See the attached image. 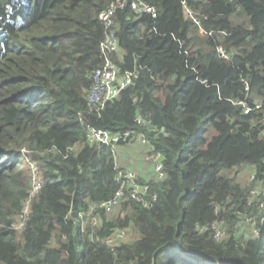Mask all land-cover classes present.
<instances>
[{
    "label": "trees",
    "instance_id": "obj_1",
    "mask_svg": "<svg viewBox=\"0 0 264 264\" xmlns=\"http://www.w3.org/2000/svg\"><path fill=\"white\" fill-rule=\"evenodd\" d=\"M122 1L0 0V264H264V0H140L156 18L128 0L112 60L136 77L92 113L101 15ZM90 128L161 154L148 207L125 191L107 217L121 170ZM31 164L43 186L17 231ZM123 231L138 239L109 243Z\"/></svg>",
    "mask_w": 264,
    "mask_h": 264
},
{
    "label": "built area",
    "instance_id": "obj_2",
    "mask_svg": "<svg viewBox=\"0 0 264 264\" xmlns=\"http://www.w3.org/2000/svg\"><path fill=\"white\" fill-rule=\"evenodd\" d=\"M128 0H123L122 2L113 5L107 12L101 15V21L105 27V38L101 43V49L105 56L104 65L98 69L94 73L93 78V87L88 95V102L90 105V111L92 113H100L105 106L116 99L123 90L131 87L133 85V80L136 77L134 73H125L123 74L121 69L117 66V64L112 60V57L115 56L118 51V40L116 37L115 29L117 28V23L115 22L113 16L117 12V10L122 9ZM132 9L138 15L141 14H150L153 18L157 17V11L153 7H150L146 4L141 3L140 0H133ZM189 19H193L196 21L195 14L191 13L187 10L186 13ZM200 37L205 38L207 33L204 29L200 28L198 31ZM221 54L225 56V53L220 50ZM244 107L245 114H250L253 109H260L261 105L256 103L254 107L248 106L246 103H241ZM138 123H142L145 125L142 119H138ZM88 141L91 144H99L107 147H111L113 149L124 145H132L135 141L143 146L146 144V139L144 136L139 137L135 140L131 133L126 134H110L105 131L97 130L94 128L89 129L88 133ZM149 160L153 164L155 177L162 180L165 178V171L163 165V159L161 154L154 152L153 150L149 151ZM32 173V182H33V192L31 194L30 200L27 201L23 214L17 219L16 224L14 225L15 230L20 231L24 227V222L26 218H28L31 209V201L38 194L43 186L42 179L38 175V171L34 165H30ZM116 168L120 169L117 163H115ZM118 179L121 183V190L118 194L102 205V208L105 210L107 214L112 213L115 209L121 206V200L125 196V191H130L131 198L144 205V207H148L149 203L147 201V194L149 193V185L147 183H140L139 177L137 174L132 171H124L120 169ZM258 194L255 193V195ZM157 200V196L153 197V201ZM219 226L221 227H217ZM223 223H216L213 225V229L215 230V238L217 240H222L227 237V234L224 232L222 225ZM204 230V231H203ZM202 232L206 230L202 228ZM123 233V232H121Z\"/></svg>",
    "mask_w": 264,
    "mask_h": 264
},
{
    "label": "crops",
    "instance_id": "obj_3",
    "mask_svg": "<svg viewBox=\"0 0 264 264\" xmlns=\"http://www.w3.org/2000/svg\"><path fill=\"white\" fill-rule=\"evenodd\" d=\"M115 150L120 169L137 171L139 179L143 181L155 179L153 164L149 160V154L145 146L135 143L128 146H119Z\"/></svg>",
    "mask_w": 264,
    "mask_h": 264
},
{
    "label": "rangeland",
    "instance_id": "obj_4",
    "mask_svg": "<svg viewBox=\"0 0 264 264\" xmlns=\"http://www.w3.org/2000/svg\"><path fill=\"white\" fill-rule=\"evenodd\" d=\"M30 168L31 167H29V169ZM125 171H131V170H125ZM132 172L137 174V176H138L137 171L132 170ZM31 178H32V176H31ZM257 192H258V194L259 193H264V189L263 188H259L257 191H255V193H257ZM255 193H254V195H255ZM120 210H121L120 207L115 209L112 213L108 214L107 217H109V219H112L113 217H118L117 215L120 213ZM94 223L99 226L100 225V220L98 218H95ZM217 227H221V226H219V224H218ZM244 229H247V227H244ZM117 239L118 240H122L124 243H131V242L136 241L138 239V237H137L136 234H133L130 231L129 232L123 231V233H118L117 235L112 236L110 238L109 243L114 245V243H116L118 241Z\"/></svg>",
    "mask_w": 264,
    "mask_h": 264
}]
</instances>
